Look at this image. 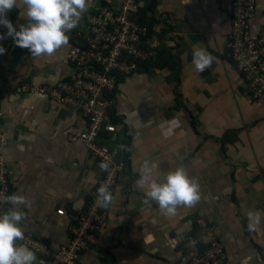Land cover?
<instances>
[{
	"label": "crops",
	"instance_id": "1",
	"mask_svg": "<svg viewBox=\"0 0 264 264\" xmlns=\"http://www.w3.org/2000/svg\"><path fill=\"white\" fill-rule=\"evenodd\" d=\"M121 1L91 0V6L113 7ZM231 4L139 0V19L151 23V58L162 43L177 58L176 72L164 67L149 75L136 69L117 79L111 109L119 122L111 121L105 135L109 143H125L126 169L116 181L103 229L79 254L82 264H185L209 247L207 231L223 245L229 264H264V109L251 102L225 50ZM7 18L14 26L27 23L20 0ZM82 23L68 33L67 45L42 57L18 47L0 26L5 49L0 54V133L5 140L0 157L9 195L22 194L31 202V207L21 206L24 232L52 251L69 242V227L86 208L102 169L80 143L67 140L81 126L75 112L43 95L13 94L11 88L66 80L73 71L67 50ZM251 29H264V0H256ZM193 48L215 57L210 68L195 70ZM145 160L154 165L150 178L159 174L161 180L183 166L198 180L200 200L178 207L175 215L162 212L146 198L147 183L138 186L146 175ZM36 256V264H56Z\"/></svg>",
	"mask_w": 264,
	"mask_h": 264
},
{
	"label": "built area",
	"instance_id": "2",
	"mask_svg": "<svg viewBox=\"0 0 264 264\" xmlns=\"http://www.w3.org/2000/svg\"><path fill=\"white\" fill-rule=\"evenodd\" d=\"M139 0H123L110 7L94 4L82 17V30L73 37L66 54L73 71L64 81L53 86L14 85L13 94L43 95L58 105L75 112L81 120L80 129L67 135V140L80 143L89 156L109 165L91 191L86 208L70 225L71 237L66 245L52 251L46 244L24 232L27 245L36 254L44 255L56 264H82L79 254L97 239L103 229L107 208L98 204V188L108 185L112 194L116 181L126 169L122 141L109 143L105 133L111 131L110 109L119 76L137 69V62L150 59L148 28L137 11ZM256 0H232L230 29L225 50L235 70L242 75L243 88L251 102L264 109V29L253 33L251 24ZM5 140L0 133V149ZM7 170L0 157V196L9 195ZM7 204L0 205L6 210ZM209 247L190 256L185 264H229L221 243L210 231L206 233Z\"/></svg>",
	"mask_w": 264,
	"mask_h": 264
},
{
	"label": "clouds",
	"instance_id": "3",
	"mask_svg": "<svg viewBox=\"0 0 264 264\" xmlns=\"http://www.w3.org/2000/svg\"><path fill=\"white\" fill-rule=\"evenodd\" d=\"M20 3L24 6L27 23L14 26L7 18V13L17 7L18 0H0V26L6 27V35L18 47L28 49L32 57L52 56L67 45L68 33L78 26L91 6V0H20ZM3 38L0 36V39ZM4 52V47L0 45V54ZM214 59L206 49L192 50V63L197 72L210 68ZM100 167L107 170L109 165L101 163ZM141 167L146 175L138 186L144 188V183H147L146 198L156 202L162 212L175 215L178 207H192L200 200L199 182L190 177L183 166L164 173L162 180L159 174L150 178L154 165L149 161L145 160ZM113 198L108 185L102 184L98 188L100 207H109ZM3 204L9 207L6 210L0 208V264H36V253L21 243L25 240L22 224L26 219L21 206L31 207V202L24 195L14 193L0 196V205ZM251 217L252 213H249ZM254 227L250 223V230Z\"/></svg>",
	"mask_w": 264,
	"mask_h": 264
},
{
	"label": "trees",
	"instance_id": "4",
	"mask_svg": "<svg viewBox=\"0 0 264 264\" xmlns=\"http://www.w3.org/2000/svg\"><path fill=\"white\" fill-rule=\"evenodd\" d=\"M155 4L150 5L151 11L154 9ZM141 21V20H140ZM142 24L146 25L148 28V38L150 37V29H151V23H143ZM176 66H177V58L173 55H171L168 50L164 47L162 43H160L158 49H157V54L155 58H150L144 61H138L137 62V72L140 73H147L149 75L153 74V72L157 69H162L164 67H169L171 68L172 72H176ZM118 81H121V76L118 77ZM113 95V94H112ZM109 96V97H112ZM110 118L113 123H117L115 115L114 114V109H110Z\"/></svg>",
	"mask_w": 264,
	"mask_h": 264
}]
</instances>
